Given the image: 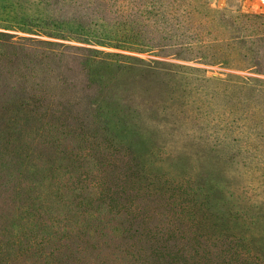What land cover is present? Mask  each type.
I'll use <instances>...</instances> for the list:
<instances>
[{"label":"rangeland","instance_id":"rangeland-1","mask_svg":"<svg viewBox=\"0 0 264 264\" xmlns=\"http://www.w3.org/2000/svg\"><path fill=\"white\" fill-rule=\"evenodd\" d=\"M148 1L146 53L0 27V264H264V60L198 62L264 0Z\"/></svg>","mask_w":264,"mask_h":264},{"label":"trees","instance_id":"trees-1","mask_svg":"<svg viewBox=\"0 0 264 264\" xmlns=\"http://www.w3.org/2000/svg\"><path fill=\"white\" fill-rule=\"evenodd\" d=\"M135 1L137 0H0V27L55 37L72 35L77 39L79 36H86L84 41L146 53V45L140 41V23L134 18ZM184 2L185 0L148 1L144 4V13L150 16L151 11L147 9L156 11L160 22L154 20L151 24L161 32L158 27L171 28L176 12ZM227 3L230 5L232 0H227ZM206 9L212 10L209 5ZM224 11L225 9L219 12L217 18L213 17L211 21L207 17H199L198 62L226 66L241 72L260 73V70L253 68L261 66L264 60V34L261 32L264 29V15L244 14L236 10L233 15L225 18ZM148 19L145 18L147 22L144 25L150 24ZM208 22L209 25L206 24ZM90 26L105 28L100 34L102 41L96 42L89 37ZM206 27H213L216 36L206 39ZM241 81L250 83L251 79L244 77Z\"/></svg>","mask_w":264,"mask_h":264}]
</instances>
